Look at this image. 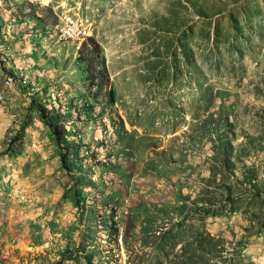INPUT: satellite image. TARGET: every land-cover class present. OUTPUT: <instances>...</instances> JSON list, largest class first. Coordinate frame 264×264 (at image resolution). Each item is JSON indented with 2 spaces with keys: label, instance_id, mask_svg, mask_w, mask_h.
Wrapping results in <instances>:
<instances>
[{
  "label": "rangeland",
  "instance_id": "rangeland-1",
  "mask_svg": "<svg viewBox=\"0 0 264 264\" xmlns=\"http://www.w3.org/2000/svg\"><path fill=\"white\" fill-rule=\"evenodd\" d=\"M0 264H264V0H0Z\"/></svg>",
  "mask_w": 264,
  "mask_h": 264
},
{
  "label": "built area",
  "instance_id": "built-area-1",
  "mask_svg": "<svg viewBox=\"0 0 264 264\" xmlns=\"http://www.w3.org/2000/svg\"><path fill=\"white\" fill-rule=\"evenodd\" d=\"M88 35H89L88 30L83 28L81 25H78V23L73 21H70L68 23L67 36L80 37V36H88Z\"/></svg>",
  "mask_w": 264,
  "mask_h": 264
},
{
  "label": "trees",
  "instance_id": "trees-1",
  "mask_svg": "<svg viewBox=\"0 0 264 264\" xmlns=\"http://www.w3.org/2000/svg\"><path fill=\"white\" fill-rule=\"evenodd\" d=\"M44 112H47V110L44 109ZM44 119L47 120V119H48L47 116H44ZM51 126H52L53 129L59 134V129H58L56 126L52 125V124H51Z\"/></svg>",
  "mask_w": 264,
  "mask_h": 264
}]
</instances>
